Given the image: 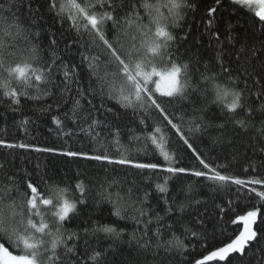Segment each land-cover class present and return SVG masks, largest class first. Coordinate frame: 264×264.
Returning a JSON list of instances; mask_svg holds the SVG:
<instances>
[{
    "label": "snow or ice",
    "instance_id": "1",
    "mask_svg": "<svg viewBox=\"0 0 264 264\" xmlns=\"http://www.w3.org/2000/svg\"><path fill=\"white\" fill-rule=\"evenodd\" d=\"M46 2L48 12L61 25L67 21L69 30L75 33L65 47L77 46L79 62L65 59L54 33L47 38L42 35L40 8L33 0H0V103L8 100L12 110L19 111L21 98L36 102L50 99L51 103L35 110L46 113L55 109L58 114L52 120L57 130L70 138L82 135L92 148L36 147L3 139L0 146L146 173L144 180L151 181L154 190L162 194L164 215H150L154 209L148 191L133 198L139 188L135 179L128 185L126 179L106 178L98 193L112 203L113 215L143 225L141 235L137 238L133 232L131 240L145 251L163 249L181 255L187 251V245L175 235L173 224L162 222L174 212L183 214L186 208L201 203L194 198L193 184L186 182L188 177L205 182L213 190L235 186L238 194L250 197L254 193L264 207V191L256 187L264 188V172L253 169V174L246 177L229 173L227 165L215 164L189 135L209 127H224L222 123L206 124L198 114L205 108L195 107L197 102L211 98L235 126L245 132L253 129L258 141L264 143V0H232L246 10V16L251 14V24L248 20L224 19L221 0H211L203 17L205 28L209 39L217 44L224 37L227 52L222 48L216 64H204L203 70L191 60L181 59L175 48L176 29L183 28L189 13L198 10V0ZM180 39H187V33ZM186 101L193 106L187 121ZM109 102L138 120L140 131L129 128L127 142L122 139L119 114ZM110 115L115 119L110 120ZM172 134L179 141L175 146ZM185 158L192 163H185ZM4 167L0 163V173ZM38 175L39 182L31 173L23 178L17 173H3L0 178V264H103L106 253L99 248L89 252L87 240L82 261L76 246L80 234L64 228L72 218L70 213L86 202L90 191L86 181L76 177L74 185L61 187V181L54 177ZM71 188L79 195L70 197ZM217 207L224 212L223 207ZM258 214L260 207L254 206L237 215L231 223L241 226L238 233L221 240L194 264H225L237 257L239 264H244L258 254L255 264H264V229L253 227ZM153 223L156 227L150 228ZM183 228L207 247L209 234L204 219ZM83 231L86 236L99 239L102 234L114 240L123 235L124 229L97 223ZM164 231L170 233L168 239ZM225 231L219 234L224 236ZM211 239H217L215 226Z\"/></svg>",
    "mask_w": 264,
    "mask_h": 264
},
{
    "label": "trees",
    "instance_id": "2",
    "mask_svg": "<svg viewBox=\"0 0 264 264\" xmlns=\"http://www.w3.org/2000/svg\"><path fill=\"white\" fill-rule=\"evenodd\" d=\"M211 3V0H198V10L194 13H189L185 26L176 29L177 43L175 45L176 54L184 60H191L195 67L203 70L204 64L215 65L217 53L223 48L227 52V46L223 43L224 37L221 36V44L210 40L205 25L207 21L203 19L206 7ZM34 6H39L40 15L42 19L39 24L42 28V35L47 38L50 33L55 34L58 41L59 49L64 55L65 59L72 62H79L77 54V46L72 45L70 49H66V43L74 39L75 33L69 30L67 21L61 23L48 12V5L46 0H33ZM220 14L224 19H230L233 22L240 20L241 22L248 20L251 24L250 15H245V11L239 6L232 3V0H221ZM261 26L257 25V28ZM190 29V31H189ZM237 31H240L237 29ZM187 33V39H180ZM227 58V57H226ZM199 61V63H196ZM255 100V97H252ZM50 99L44 101H30L26 98H21V106L19 111H13L9 106V101L4 100L0 103V139L7 143H27L36 147H54L57 149H66L69 146L73 150L90 151L92 145L89 144L87 138L82 135L79 138H70L64 136L57 130V126L53 123V116L57 115V111L53 109L51 112L41 113L35 109L44 104L51 103ZM109 106L119 114V126L122 132V139L127 142V137L130 134L128 129L131 128L137 132L140 131L138 120L133 117L130 112H124L117 105L109 102ZM188 113L185 117L187 121L193 111V106L187 101L183 105ZM203 106L205 111L198 113L206 124L211 123L224 124L223 128L209 127L202 133H189L190 136L196 140V144L204 151L206 156L210 157L217 165H227V171L234 175L246 177L253 174V169L264 172V151H260L264 147L256 138V133L253 129L247 132L241 130L232 123L231 118L224 115L218 106L211 102V98L207 100H200L197 102V108ZM67 107V106H66ZM242 115V114H241ZM239 118V117H237ZM110 120L115 118L111 115ZM28 120L29 123L22 124L21 122ZM259 124V117H257V125ZM184 130L187 132V124L184 125ZM174 146L179 143L178 138L172 134ZM0 163L5 167L0 178H3V173H17L20 178H23L26 173H31L33 179L39 182V174H46L48 177H54L57 181H61V187L65 185L75 184L76 177L86 181L87 187L90 191L86 195V202L78 204L75 213H70L72 217L66 221L64 228L68 232H78L80 239L76 242L77 253L81 260L84 259L85 240L88 241V251L92 248H99L106 253L103 264H194V261L200 258L203 254L211 249L214 245L228 236H234L238 233L240 225L231 223L237 215H243L247 210H251L254 206L260 207V214H258L257 222L254 228L264 229V207L261 206L259 198L255 194L250 197L243 193L238 194L235 186L226 187L223 189L213 190L212 187L206 185L205 182H198L194 177L186 178V182H191L194 187L195 199L201 201L200 204H193L186 208L183 214L174 212L172 216L166 217L165 222L173 224V231L175 235L180 237L187 245V251L182 255L173 253H166L163 249L158 252L154 250L145 251L140 249L137 243L131 240L133 232L137 238L141 235L143 225H137L133 220H121L113 215V205L110 202L102 199L98 193L100 191V184L105 179L113 177L117 179H126L127 184L130 185L135 179L139 188L134 191L133 198L137 196L142 197L145 191L150 193L149 202L154 212L150 215L159 213L164 215L163 202L160 200L162 194L154 190V185L151 181H145L144 175L138 170L131 169L124 166H116L110 164H100L97 162H89L83 159H72L60 156L53 153H41L32 150H25L20 148L9 149L0 146ZM185 163L191 164L192 161L185 158ZM37 165L40 168L37 169ZM249 165H252L250 168ZM248 172H245V169ZM155 179V178H153ZM43 187V185H41ZM258 191H264V188L256 186ZM115 190V188L111 189ZM70 197L72 195L78 196L74 188L70 189ZM182 198V197H181ZM229 201H232L229 204ZM220 205L224 208L221 213ZM204 219L209 240L207 247L203 246L196 238L189 233L184 232L183 226L188 223L195 224L198 219ZM51 221V216L48 217ZM97 223L110 224L117 229H124L123 235L119 239L108 240L101 234L99 239L84 233L85 228H91ZM216 227L217 239H211V232L213 227ZM155 228L153 223L149 226ZM226 229L224 236L219 233ZM163 230V229H162ZM197 231H201L199 227ZM151 234V233H150ZM170 233L164 231V238L168 239ZM72 242H69L71 245ZM256 258H249L244 260V264H255ZM75 259V258H74ZM225 264H239V258Z\"/></svg>",
    "mask_w": 264,
    "mask_h": 264
}]
</instances>
